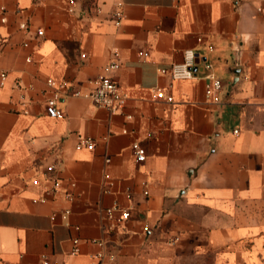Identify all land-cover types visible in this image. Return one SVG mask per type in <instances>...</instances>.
Here are the masks:
<instances>
[{
	"label": "crops",
	"instance_id": "crops-1",
	"mask_svg": "<svg viewBox=\"0 0 264 264\" xmlns=\"http://www.w3.org/2000/svg\"><path fill=\"white\" fill-rule=\"evenodd\" d=\"M77 2L0 0V264H264V0ZM188 48L201 57L193 79L161 72ZM115 50L122 112L63 96L65 115L47 113L49 78L89 91ZM204 61L224 82L219 104ZM114 204L131 217L109 218Z\"/></svg>",
	"mask_w": 264,
	"mask_h": 264
},
{
	"label": "built area",
	"instance_id": "built-area-1",
	"mask_svg": "<svg viewBox=\"0 0 264 264\" xmlns=\"http://www.w3.org/2000/svg\"><path fill=\"white\" fill-rule=\"evenodd\" d=\"M77 0H69V10L73 11L77 5ZM88 11H94L96 13L101 12V6L98 4L97 0H93L91 4L87 7ZM124 12L122 9V2L118 3V9L113 14L114 21L118 24L122 20ZM5 21L6 18L3 17ZM28 22H21L20 28L23 30L28 29ZM44 31L42 29L37 30V35H43ZM27 45V42L25 43ZM210 48H212L210 46ZM139 55L142 57L149 56V50H140ZM85 56V54H83ZM112 60L102 68V73L94 81L95 86L89 90L84 91L73 83L63 80L56 81L54 78H49L47 83L49 87L53 89L52 94L47 102V113L52 117H63L64 111L58 106L61 98L63 96H74V97H85L90 99L94 104L108 109L112 113L122 112L123 108L126 105L128 94L122 90L118 81L115 80L112 76V72L118 68V52L115 50L112 54ZM30 60V57H28ZM201 60L200 54L192 48H188L184 51V60L182 62L173 63L169 67H163L161 72L163 74H168L172 79H185L190 80L196 76V70L194 69L197 66V62ZM205 68L208 72L205 74L206 84H205V97L206 100L213 104H219L222 101V92L224 88V82L219 78L213 71H211L212 65L206 61L203 62ZM8 73L5 70L0 69V79L1 84H5L7 80ZM154 96L160 100H165L169 103L175 101L174 94L172 91L167 92V89L164 87H157L154 90ZM127 118L132 119L133 115H126ZM238 132V130H235ZM81 144H87L89 148H93V140L91 138H83L80 141ZM132 149L135 155L137 162L145 161L147 157V151L145 147L138 141L134 142ZM56 166L54 164H49L44 174L49 180V184L45 187L46 192H50L53 195L60 194L65 186L63 180L56 175ZM34 184H39L40 180L35 178L33 180ZM74 182H69L68 185H74ZM66 195L71 198L72 194L69 191H66ZM129 198H132V194H128ZM45 199L44 197L42 198ZM118 211L120 213L119 217L115 219L116 222H121L127 220L131 217V208L121 207L118 204H114L111 207L107 208V215L109 218L114 217V212ZM70 211L66 210L65 214H68ZM111 228L114 227V222L110 225ZM102 255L101 253L99 254ZM42 264H49L48 260H43Z\"/></svg>",
	"mask_w": 264,
	"mask_h": 264
},
{
	"label": "trees",
	"instance_id": "trees-1",
	"mask_svg": "<svg viewBox=\"0 0 264 264\" xmlns=\"http://www.w3.org/2000/svg\"><path fill=\"white\" fill-rule=\"evenodd\" d=\"M92 1H93V0H86V2H87L86 5L89 6V5L91 4Z\"/></svg>",
	"mask_w": 264,
	"mask_h": 264
},
{
	"label": "water",
	"instance_id": "water-1",
	"mask_svg": "<svg viewBox=\"0 0 264 264\" xmlns=\"http://www.w3.org/2000/svg\"><path fill=\"white\" fill-rule=\"evenodd\" d=\"M198 61V60H197ZM195 70H196V68H194ZM236 73H239V70H237L236 71ZM238 80V77H236L235 79H234V81H237Z\"/></svg>",
	"mask_w": 264,
	"mask_h": 264
}]
</instances>
